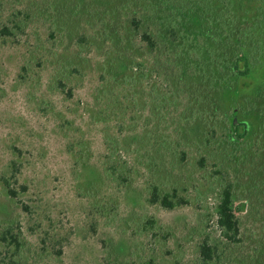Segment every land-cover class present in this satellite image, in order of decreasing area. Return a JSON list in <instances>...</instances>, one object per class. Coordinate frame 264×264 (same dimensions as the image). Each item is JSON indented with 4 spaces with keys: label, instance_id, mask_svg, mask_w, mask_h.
Instances as JSON below:
<instances>
[{
    "label": "rangeland",
    "instance_id": "obj_1",
    "mask_svg": "<svg viewBox=\"0 0 264 264\" xmlns=\"http://www.w3.org/2000/svg\"><path fill=\"white\" fill-rule=\"evenodd\" d=\"M151 260L264 264V0H0V264Z\"/></svg>",
    "mask_w": 264,
    "mask_h": 264
},
{
    "label": "trees",
    "instance_id": "obj_2",
    "mask_svg": "<svg viewBox=\"0 0 264 264\" xmlns=\"http://www.w3.org/2000/svg\"><path fill=\"white\" fill-rule=\"evenodd\" d=\"M12 32L8 28H3L1 30L2 36H10ZM147 42H150V39L145 38ZM248 69H246L245 72H241V75H246L248 73ZM242 127H245L244 124H241ZM238 126L235 127L237 129ZM115 173V172H114ZM122 183L127 182L126 177H121ZM6 189L8 190L9 194L12 197H16V192L14 189H11L9 184L6 180H2ZM232 189L231 186L227 185L225 188L219 190L218 194V202H217V226L223 233V236L230 242H236V235L238 234V220L235 213L234 208V199L232 197ZM151 205L161 204L166 209H172L174 207V203L172 201H169L168 198H160L157 193H154L151 200L149 201ZM185 203V202H182ZM142 231L147 234H151L153 232H159L160 226H157L156 221L154 218H149L145 220L142 225L140 226ZM15 240V244L17 246L20 245V242L17 238L13 237ZM3 240H6V236H3ZM201 257L204 259L206 263L213 260L214 257V250L208 243H203L201 246ZM14 264H19L18 262H15ZM149 264H153V261L151 260Z\"/></svg>",
    "mask_w": 264,
    "mask_h": 264
}]
</instances>
